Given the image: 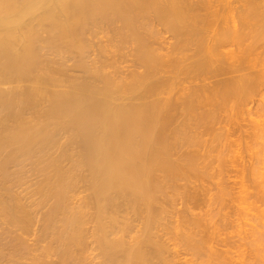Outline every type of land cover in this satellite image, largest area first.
Here are the masks:
<instances>
[{"label":"bare ground","instance_id":"6f19581e","mask_svg":"<svg viewBox=\"0 0 264 264\" xmlns=\"http://www.w3.org/2000/svg\"><path fill=\"white\" fill-rule=\"evenodd\" d=\"M262 34L264 0H0V264H264V230L170 195L199 176L185 122L262 91Z\"/></svg>","mask_w":264,"mask_h":264},{"label":"rangeland","instance_id":"374dc122","mask_svg":"<svg viewBox=\"0 0 264 264\" xmlns=\"http://www.w3.org/2000/svg\"><path fill=\"white\" fill-rule=\"evenodd\" d=\"M236 5H239V4H236ZM254 23V22H253ZM257 25H258V23H257ZM256 25V26H257ZM261 25V24H260ZM260 25L259 26H255L253 29V31H255V32H257L258 31V27H260ZM256 28H257V31H256ZM260 31V30H259ZM262 31V30H261ZM264 34H262L261 35V37H260V39H263V41L261 40L260 41V39H259V43H261V46H264V36H263ZM262 43H263V45H262ZM233 46V47H232ZM232 46H230L231 48H236L234 45H232ZM264 48L262 47V49H260L259 48V50H263ZM258 50V51H259ZM71 63V62H70ZM69 64V63H68ZM76 73H74V74H78L77 72L78 71H75ZM79 75V74H78ZM264 84H262V86H263ZM260 90H262V91H258L257 90V92H255L252 96H253V98L255 99H252V97L249 99V102L246 104V102H244V101H241L242 102V104L240 105L239 103H235L234 104V102L232 101L231 103H229L228 104V107H226V108H228L227 110H226V108H225V110L223 109V108H221V110H220V116H218V117H216L217 115H219V114H217L215 117H214V119H212V118H209L208 116L209 115H211V114H209L207 117H206V119H205V121L204 120H200V119H196V120H199V122L201 121L202 123L204 122L205 123V125H201V122L199 123L198 121H195V119H191V120H187V121H191V123H189V122H185V123H188V124H192L191 125V131H189V129H190V125H186V124H184V125H186V127H184V128H186L187 129V127H189V129H185L186 130V133L187 132H191L192 133V135H190V134H186L187 135V140L189 141V139H191L190 140V142L192 141V142H194V138L196 139L197 138V140H195V141H199V142H194V143H192V146H189V144H191V143H188V141L186 140V138H184V142L186 141L188 144H187V147H185V146H182L181 148H183V149H181V151H180V149H179V151L177 150V154H180V152H182V150L183 151H185V150H187L188 149V153H189V151L190 152H192L193 153V150L195 149V150H198L197 152L199 153V155H196L197 156V161H198V158H200L201 156V158H200V160H201V163H200V161L198 162L199 163V165H198V163L196 162V164L200 167V170H199V176L197 175V178L194 176V174H193V177H192V175L190 176H188V178H190V180H189V182L188 183H191V184H188V188L189 189H191L190 188V186L191 187H193L192 186V184L194 183V185H196V187H195V189L196 188H198V189H196L197 191H200V192H202V194L201 195H198L200 192H198V194H197V199H199L198 200V206H197V201L195 202L194 200L192 201V204H195V205H193L194 206V208H192L193 206H192V204H191V201L188 203L187 201H189L190 199L188 198V196H186V195H189V194H186L184 191H186V190H189V189H187V188H185V187H183V184H185L186 183V185H187V179H186V181H183V180H185V179H183L182 181V188H185L186 190H180V189H178L177 190V192H180L179 194H174V193H172V192H170V195L172 196V199L174 198V200H175V197L178 195V198H177V200L174 202L173 201V203L176 205V209H184L185 210V204H186V211H189L188 213H190L191 212V214H192V211H193V214L195 215L196 213H200V214H202V215H204V213L205 212H209V214L210 215H213L214 217H210V218H214L213 220H216V221H219L220 222V218H221V216L223 217L224 216V214H226V216L228 217V215H230L229 216V218L231 219V224H228L227 226L228 227H226L225 229L223 228V226H220L219 228V232H221V234H222V236L224 237V236H226L224 233H225V231L227 230L229 233H227V235L228 234H230V235H228V236H231V234H232V236L231 237H233V234H234V236H235V238H232L234 241L237 239H240V236H238L237 237V235H240V233H243V236L245 235V233L246 232H248L250 229H252V227H251V224L253 223V225H256V227H258L259 229L258 230H260V232L262 231V230H264V227H263V223L262 222H259V220H260V218H259V216H261V215H259L258 214V216H256V214H257V212L256 211H258V213H259V211L260 210H257V206H260L258 209H264L263 208V206H264V202L262 201L261 202V200L260 201H258L259 200V196L258 197H256L257 196V194L258 193H255V192H257V191H259V193H260V189H261V187H260V182H259V179H261V175L263 174L264 175V170H262L263 169V167H264V87L262 88V87H260L259 88ZM259 92V93H258ZM236 102V101H235ZM240 102V103H241ZM252 102V103H251ZM244 103V104H243ZM230 106V107H229ZM233 108H232V107ZM210 106H208V108H209ZM212 107V106H211ZM207 109V108H206ZM210 109H213V108H210ZM222 109H223V113L221 112L222 111ZM250 111V112H249ZM217 112H219V111H217ZM217 112H215V114L217 113ZM228 114V115H227ZM222 115V116H221ZM224 115V116H223ZM227 115V116H226ZM211 117V116H210ZM227 118V119H224V118ZM231 117V118H230ZM217 118V119H216ZM208 119V120H207ZM216 119V120H215ZM232 119V120H231ZM219 120V121H218ZM226 120V121H225ZM229 120V121H228ZM193 121V122H192ZM195 121V122H194ZM206 121H207V123H206ZM213 121V122H212ZM221 121V122H220ZM233 121V122H232ZM253 123H252V122ZM196 122H198L199 123V125H197V123ZM193 123H195L196 124V126H195V128H196V130H197V132L195 131V130H193V131H195V132H192V129H193V127L192 126H194L193 125ZM229 124V125H228ZM201 125V126H200ZM231 125V126H230ZM199 126L201 127L200 129H199ZM202 126H207V127H209V128H206V127H203L202 128ZM260 126V127H259ZM221 127V128H220ZM259 127V128H258ZM194 128V129H195ZM199 129V130H198ZM207 130V132H204V131H206ZM194 133H196V135H195V137H193V139H192V136H194ZM201 133H202V135H201ZM186 135L185 136H183V137H186ZM191 136V137H190ZM188 137H190V138H188ZM202 142V143H201ZM204 142V143H203ZM196 143H198V145L196 144ZM199 143H201L202 145H203V147H201L202 145L201 144H199ZM208 143V144H207ZM186 144V143H185ZM184 144V145H185ZM195 144V146L193 147V145ZM201 145V146H200ZM196 146H200L199 148H197ZM192 147V148H191ZM194 148V149H193ZM197 148V149H196ZM203 148V149H202ZM205 148V149H204ZM213 148V149H212ZM193 149V150H192ZM200 149V150H199ZM192 150V151H191ZM194 150V151H195ZM202 150H204V152L202 151ZM179 152V153H178ZM185 152H187V151H185ZM184 152V153H185ZM201 152V153H200ZM184 153H182V154H184ZM197 153V154H198ZM176 154V155H177ZM181 154V155H182ZM187 154V153H186ZM195 154V153H194ZM175 155V156H176ZM181 155H178V156H181ZM235 160H236V162H235ZM204 161V162H203ZM207 161V162H206ZM239 163V165H238V163ZM210 163V164H209ZM207 164H209V165H207ZM244 164H245V166H247V167H245L244 166ZM197 165H196V167H197ZM203 165V166H202ZM211 165V166H210ZM242 165H243V167H242ZM237 168H236V167ZM251 166H252V168H251ZM207 167H208V169H207ZM233 167H235V168H233ZM244 169L243 171H242V169ZM253 167H255V170H257V168H258V170H262V172L261 171H258V172H256L255 170H253ZM257 167V168H256ZM202 168V169H201ZM205 168V169H204ZM248 169V170H246V169ZM261 168V169H260ZM208 171H207V170ZM239 169H240V171H239ZM249 169H252L253 171H255L254 173L251 171V170H249ZM197 170H198V168H197ZM204 170V171H203ZM207 171V172H206ZM235 171V172H234ZM236 171H237V173H236ZM203 172H205L204 174H203ZM218 174H217V173ZM245 173V174H241V173ZM195 173H197V172H195ZM200 173H202L201 174V176H200ZM234 173V174H233ZM236 173V174H235ZM239 173V174H238ZM250 173H252V174H250ZM257 175H260L261 173V175H260V177L259 176H257ZM192 174V173H191ZM198 174V173H197ZM217 174V175H216ZM241 174V175H240ZM254 174L257 176V179L255 180V176H254ZM196 175V174H195ZM203 175V176H202ZM206 175V176H205ZM262 175V176H263ZM227 176V177H226ZM233 176V177H232ZM246 176V177H245ZM34 177H35V175H34ZM194 177H195V179L196 180H194ZM234 177H236V178H234ZM244 177V178H243ZM259 177V178H258ZM202 178V179H201ZM230 178V179H229ZM247 178V179H246ZM252 178V179H251ZM33 179V178H32ZM31 179V180H32ZM198 179H200V180H198ZM235 179L237 180V181H235ZM238 179H240V180H238ZM246 180V181H244V183L246 184V185H248V188H247V186L246 185H244L245 187H243L242 188V183H243V181L242 180ZM250 179V180H249ZM31 180H30V182H31ZM33 180H35V179H33ZM36 180H37V178H36ZM195 181V182H193V181ZM233 180V181H232ZM191 181V182H190ZM197 181H199V184H198V182ZM200 181H201V184H200ZM202 181H204V182H202ZM231 181V182H230ZM239 181V182H238ZM241 181H242V183H241ZM254 181V182H253ZM180 182V180L178 181V183ZM252 182V183H251ZM211 183V184H210ZM220 183V184H219ZM221 183H223V186L224 185H226V187L224 186V187H222V184ZM236 184V185H235ZM179 185V184H178ZM181 185V184H180ZM220 185H221V188H220ZM232 185V186H231ZM259 185V186H258ZM213 186V187H212ZM231 187V190H230V187ZM235 186V187H234ZM257 186L260 188L259 190L257 189ZM193 187V188H194ZM199 187H200V190H199ZM201 187H204V189L203 188H201ZM208 189H207V188ZM216 187V188H215ZM219 187V188H218ZM241 187V188H240ZM256 187V188H255ZM192 188V190H195V189H193ZM210 188H212V189H210ZM223 188H224V190L226 189V192L225 193H227L228 192V194H225V195H227V196H225V197H222V195L224 196V194H221V191L220 190H223ZM236 188V189H235ZM202 189V190H201ZM236 190V191H233V190ZM238 189V190H237ZM240 189L242 190V192L244 193H242L241 191H240ZM245 189H247V191L248 192H252L253 194H251V193H249L248 194V192L247 193H245ZM249 189V190H248ZM180 190V191H179ZM195 190V191H196ZM206 190H210L209 192H207ZM223 190V191H224ZM228 190V191H227ZM230 190V191H229ZM244 190V191H243ZM252 190V191H251ZM262 190V189H261ZM191 191V190H190ZM197 191H196V193H197ZM231 191H233L231 194L233 195V197H232V195L230 196V193L229 192H231ZM242 194V196L244 195L245 196V198L242 200V197H241V200H240V196H238L240 193ZM175 192V191H174ZM184 192L185 194H182V193ZM193 191H191V193H192ZM203 192H205V193H208L209 194V196H207L206 194V196L205 195H203ZM219 192V193H218ZM234 192H236V193H238V195L235 193L234 194ZM187 193H188V191H187ZM195 193V192H194ZM182 194V195H181ZM256 196H255V195ZM83 195V194H82ZM174 195H176L175 197H174ZM212 195V196H211ZM220 195V196H219ZM247 195V196H246ZM249 195V196H248ZM179 196H181L180 198H179ZM185 198H184V197ZM198 196H199V198H198ZM202 196V197H201ZM203 196H204V198H203ZM217 196H219V197H217ZM236 196V197H235ZM253 196V197H252ZM215 197V198H214ZM217 197V198H216ZM229 199V200H227V198ZM230 197V198H229ZM232 197V198H231ZM248 197V198H247ZM251 197V198H250ZM255 197V198H254ZM208 198H209V200H208ZM210 198H211V200H210ZM239 198V199H238ZM253 198V199H252ZM201 199H202V202H201ZM205 199V200H204ZM216 199V200H215ZM222 199V200H221ZM223 199H225V201L226 202H223L224 200ZM232 199V200H231ZM236 199H237V201H236ZM212 200H214V205H213V201ZM250 201V202H246V201ZM255 200V201H254ZM257 200V201H256ZM212 203H211V202ZM218 201V202H217ZM236 201V202H235ZM242 202V205H244V204H249V206H247V205H244V207L242 206H240V202ZM243 201L244 202H246V203H243ZM179 202V203H178ZM186 202V203H185ZM195 202V203H194ZM206 202V203H205ZM231 202V203H230ZM239 204H238V203ZM253 202V203H252ZM200 203H201V206H200ZM219 203H221V204H219ZM223 203V204H222ZM230 203V204H229ZM237 203V204H236ZM253 204V205H251V204ZM191 204V205H190ZM234 204V205H233ZM180 205V206H179ZM187 205H190V206H187ZM204 205V206H203ZM220 205V206H219ZM236 205V206H235ZM238 205L240 206V207H238ZM263 205V206H262ZM178 206H179V208H178ZM212 206V207H211ZM219 206V207H218ZM230 206V207H229ZM250 206H252V209H251V207ZM181 207V208H180ZM188 207H190V209H188L187 210V208ZM229 207V208H228ZM247 207H249V208H247ZM254 207H255V210H253L254 209ZM210 209V211L208 210L207 211V209ZM223 208V209H222ZM228 208V209H227ZM232 208V209H231ZM237 208H238V210H237ZM239 208H241V209H239ZM243 208H245V209H243ZM193 209V210H192ZM196 209V210H195ZM191 210V211H190ZM199 210V211H198ZM216 210V211H215ZM219 212H218V211ZM221 210V211H220ZM223 210V211H222ZM237 210V211H236ZM248 210H251L250 212L248 211ZM253 210V211H252ZM213 211V212H212ZM226 211V212H225ZM233 211V212H232ZM235 211V212H234ZM204 212V213H203ZM220 212L222 213V215L220 216ZM250 214H249V213ZM253 212V213H252ZM255 212V213H254ZM264 212V211H263ZM214 213V214H213ZM219 213V214H218ZM245 213H247V214H245ZM262 213V212H261ZM240 214H241V216H240ZM255 214V215H254ZM197 215V214H196ZM235 215V216H234ZM246 215V216H245ZM216 216V217H215ZM233 216V217H232ZM255 216V218L257 219V220H255L253 217ZM220 217V218H219ZM238 217V218H237ZM239 217H242V218H240L239 219ZM247 217V218H246ZM252 217V218H251ZM208 218H209V216H208ZM233 218V219H232ZM244 218V219H243ZM245 218H246V221L248 222H245V223H243L244 221H245ZM219 219V220H218ZM239 221H238V220ZM253 219V220H252ZM234 220H235V223L236 224H233V222H234ZM261 220L263 221L264 219L263 218H261ZM260 220V221H261ZM237 221V222H236ZM253 221V222H252ZM257 221V222H256ZM256 222V223H255ZM264 222V221H263ZM230 223V222H229ZM249 223H250V226H249ZM255 223V224H254ZM219 224H221L222 225V223L220 222ZM240 224H242V225H240ZM258 224V225H257ZM229 225H231L230 227H229ZM243 225H245V227L243 226ZM259 225H260V227H259ZM241 226V227H240ZM262 226V227H261ZM249 227V228H248ZM228 228V229H227ZM237 228H239V229H237ZM241 228H242V230H241ZM245 228H248V229H246V230H243V229H245ZM261 228V229H260ZM232 229V230H231ZM224 233H223V232ZM226 231V232H227ZM231 231V232H230ZM239 231H241V232H239ZM244 231V232H243ZM259 232V231H258ZM264 232V231H263ZM237 233H239V234H237ZM249 233V232H248ZM224 234V235H223ZM258 235V234H257ZM256 235V236H257ZM241 236H242V234H241ZM255 237V236H254ZM254 237H253V239H254ZM252 238V237H251ZM256 238V237H255ZM259 238V240H260V236L259 237H257V239ZM241 241V240H240ZM240 241H239V243H240ZM262 241V240H261ZM236 242V241H235ZM249 242V241H248ZM257 242V243H256ZM255 242V244H257V245H253L258 251H259V249H260V251H259V253L261 252V256L262 257H264L263 255H264V245H262V244H264L263 242H261L260 243V241H256ZM259 242V243H258ZM238 243V244H239ZM242 243V242H241ZM240 243V244H241ZM243 243H244V241H243ZM236 243H233V245H235ZM238 244H236V245H238ZM261 245V246H260ZM253 246H251V247H253ZM258 246H260V247H258ZM232 247V246H231ZM244 247V246H243ZM247 246H245V248H246ZM250 247V248H251ZM263 247V248H262ZM234 248H236V246L234 247L233 246V248L232 249H234ZM249 248V249H250ZM248 249V248H247ZM251 249H254V248H251ZM263 253V254H262ZM195 261V260H194Z\"/></svg>","mask_w":264,"mask_h":264}]
</instances>
